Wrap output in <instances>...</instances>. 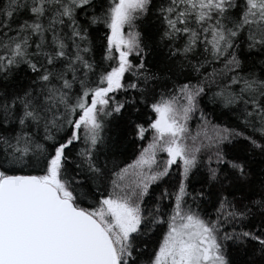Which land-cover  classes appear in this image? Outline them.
Masks as SVG:
<instances>
[{
	"label": "snow or ice",
	"instance_id": "snow-or-ice-1",
	"mask_svg": "<svg viewBox=\"0 0 264 264\" xmlns=\"http://www.w3.org/2000/svg\"><path fill=\"white\" fill-rule=\"evenodd\" d=\"M0 264H264V0H0Z\"/></svg>",
	"mask_w": 264,
	"mask_h": 264
}]
</instances>
